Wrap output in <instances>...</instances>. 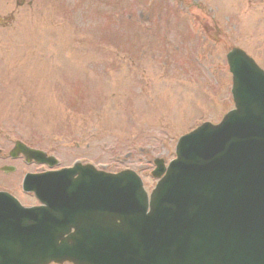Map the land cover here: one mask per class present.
Returning <instances> with one entry per match:
<instances>
[{
  "label": "rangeland",
  "instance_id": "1",
  "mask_svg": "<svg viewBox=\"0 0 264 264\" xmlns=\"http://www.w3.org/2000/svg\"><path fill=\"white\" fill-rule=\"evenodd\" d=\"M260 1L250 13H184L210 31L206 47L194 34L180 69L167 61L173 48L161 55L141 35L156 15L139 16L134 0H0V149L20 140L62 167L78 159L112 173L130 169L150 191L152 160L168 163L179 136L231 109L228 48L253 53L264 69ZM36 168L0 174V188Z\"/></svg>",
  "mask_w": 264,
  "mask_h": 264
},
{
  "label": "water",
  "instance_id": "2",
  "mask_svg": "<svg viewBox=\"0 0 264 264\" xmlns=\"http://www.w3.org/2000/svg\"><path fill=\"white\" fill-rule=\"evenodd\" d=\"M228 62L236 110L180 140L148 214L130 173L47 178L45 208L0 195V264H264V75Z\"/></svg>",
  "mask_w": 264,
  "mask_h": 264
},
{
  "label": "flooded vegetation",
  "instance_id": "3",
  "mask_svg": "<svg viewBox=\"0 0 264 264\" xmlns=\"http://www.w3.org/2000/svg\"><path fill=\"white\" fill-rule=\"evenodd\" d=\"M252 0H245L248 7ZM238 0H149V13H231L238 10Z\"/></svg>",
  "mask_w": 264,
  "mask_h": 264
}]
</instances>
